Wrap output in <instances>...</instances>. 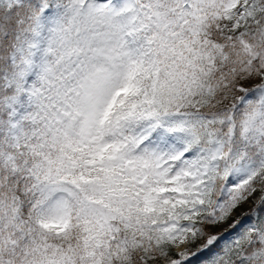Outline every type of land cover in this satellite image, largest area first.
Here are the masks:
<instances>
[{"label": "snow or ice", "instance_id": "1", "mask_svg": "<svg viewBox=\"0 0 264 264\" xmlns=\"http://www.w3.org/2000/svg\"><path fill=\"white\" fill-rule=\"evenodd\" d=\"M0 264H264V0H0Z\"/></svg>", "mask_w": 264, "mask_h": 264}, {"label": "rangeland", "instance_id": "2", "mask_svg": "<svg viewBox=\"0 0 264 264\" xmlns=\"http://www.w3.org/2000/svg\"><path fill=\"white\" fill-rule=\"evenodd\" d=\"M249 207V205H245L244 207H242L237 213L236 215H239L240 212H244L247 208ZM227 227V225H222L221 228Z\"/></svg>", "mask_w": 264, "mask_h": 264}]
</instances>
